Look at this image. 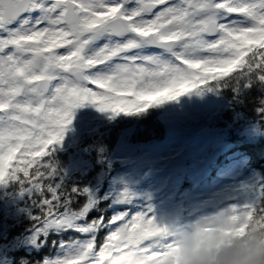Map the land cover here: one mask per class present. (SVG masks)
<instances>
[{
    "label": "snow or ice",
    "instance_id": "snow-or-ice-1",
    "mask_svg": "<svg viewBox=\"0 0 264 264\" xmlns=\"http://www.w3.org/2000/svg\"><path fill=\"white\" fill-rule=\"evenodd\" d=\"M220 11L247 24H221L215 15ZM148 46L171 58L135 55ZM257 78L264 82V3L0 0V187L16 184L32 200L38 212L31 216L34 238L54 228H74L86 237L51 264H108L130 248L143 250L147 264H181L170 227L146 213L101 216L77 227L96 202L88 189L66 188L47 158L62 143L74 110L86 102L100 112L133 114L189 90L171 91L155 102L139 98L181 85L209 91L232 87L238 93ZM259 192L264 199V186ZM121 195L118 203H125L128 193ZM78 197L87 199L74 210ZM221 216L226 224L217 228ZM254 220L264 224V203L212 215L202 231L231 236Z\"/></svg>",
    "mask_w": 264,
    "mask_h": 264
},
{
    "label": "trees",
    "instance_id": "trees-1",
    "mask_svg": "<svg viewBox=\"0 0 264 264\" xmlns=\"http://www.w3.org/2000/svg\"><path fill=\"white\" fill-rule=\"evenodd\" d=\"M220 71L223 70L216 72ZM178 90L189 91L139 113L100 112L88 102L74 110L62 143L47 160L54 164L66 188L88 189L96 202L77 227H85L101 216L107 220L124 212L146 213L162 225L163 200L170 196L178 207V227L233 206L264 203L259 192L264 186V82L257 78L251 87L242 84L238 93L232 87L209 91L208 87L189 89L185 85ZM170 94L171 91L156 98L141 97L139 102H155ZM31 99L35 103L37 98ZM246 124L253 128L252 134L242 132ZM210 132L213 135L207 136ZM121 147L128 152L117 153ZM174 154L186 156L181 176L172 178L165 168L150 184L130 188L126 202L118 204L117 195L123 186L115 181L129 174L133 165L144 164L143 158L155 165L171 161L165 156ZM193 159L197 166L191 169ZM206 159L209 160L204 165ZM226 171L229 175L224 174ZM151 191H159L158 197L149 199ZM86 199L78 197L74 210ZM207 204L208 209L203 211ZM37 214L32 200L20 194L18 185L0 187V264H44L46 260L51 264L86 242V237L74 228L49 229L34 238L31 216ZM103 236L100 233L101 239Z\"/></svg>",
    "mask_w": 264,
    "mask_h": 264
},
{
    "label": "clouds",
    "instance_id": "clouds-1",
    "mask_svg": "<svg viewBox=\"0 0 264 264\" xmlns=\"http://www.w3.org/2000/svg\"><path fill=\"white\" fill-rule=\"evenodd\" d=\"M208 217H198L191 226L170 227L181 264H264V224L254 220L247 229L231 236H223L219 231L209 235L202 231ZM225 224L226 217L221 216L215 227ZM108 264H147V261L143 250L130 248L110 258Z\"/></svg>",
    "mask_w": 264,
    "mask_h": 264
},
{
    "label": "rangeland",
    "instance_id": "rangeland-1",
    "mask_svg": "<svg viewBox=\"0 0 264 264\" xmlns=\"http://www.w3.org/2000/svg\"><path fill=\"white\" fill-rule=\"evenodd\" d=\"M215 15L217 16L218 22L221 24H227L229 21H233L235 23L238 24H247V21L245 20V18L242 17H229L227 16L226 13L220 11L215 13ZM227 17V18H226ZM130 55H132V53H130ZM135 55L141 56V57H156L159 56L161 59H170L171 58V54L170 53H166L163 51H159V50H153L151 48L148 47H141L139 49L135 50ZM194 71H198L199 69H193ZM219 70V69H218ZM217 71V70H215ZM106 74H112V73H106ZM185 85H181L179 86V89L181 87H183ZM90 87L93 88V90H99L96 89L95 85H90ZM174 90H178V89H173V90H166L164 92H159L156 93L154 95H150V96H146L148 98H156L157 96L170 92V91H174ZM50 98V97H48ZM189 107L185 108L187 115L191 114L190 110H188ZM188 110V111H187ZM241 125H244V122H240ZM242 132L244 134H249V133H253V128H249V125H245L244 126V130H242ZM213 135L212 132L207 133V136H211ZM194 146V142L192 143L191 147ZM124 148L121 147L117 153L119 154H124L127 153V150H123ZM148 150H150V148H148ZM170 150H175V148L171 147ZM179 157H185L183 155H177L175 156V154L171 157L165 156V159H169L171 158V161H166V163H160V164H151L146 158H143L144 160V164H141L139 162V164H135L132 166L131 171L129 174L125 175V176H121L119 178V181H115V183H120L123 187L121 189V194L128 192L130 190V188H132L133 186L139 184V183H151L153 181L156 180V175L161 172L163 169L166 168V172L167 174H170V176L172 178H174L175 176H181L184 171L185 168L183 167L182 163L176 165L175 164V160H177ZM209 159H206L204 161V165H207L208 162H206ZM184 164V163H183ZM197 166V160L193 159L192 160V164H190V168L193 169ZM225 175H229L228 171H226L224 173ZM229 183V182H226ZM119 194L117 195V200L119 201L120 199H122V195ZM159 191H151L149 199H153V197H158ZM158 199V198H156ZM119 205H122V203H118ZM166 206L169 207V211H166ZM209 204L205 205L203 211H206V209H208ZM162 225L164 226H169V227H178V223L180 220V216H179V211H178V207L174 205V203L172 202L171 196L169 198H165V200H163V214H162Z\"/></svg>",
    "mask_w": 264,
    "mask_h": 264
},
{
    "label": "water",
    "instance_id": "water-1",
    "mask_svg": "<svg viewBox=\"0 0 264 264\" xmlns=\"http://www.w3.org/2000/svg\"><path fill=\"white\" fill-rule=\"evenodd\" d=\"M149 48H151L153 50H159V51L165 52L162 48H158V47H155V46H149ZM184 162H185V159L182 158V157H180L177 160H175V164L176 165L181 164V163H184Z\"/></svg>",
    "mask_w": 264,
    "mask_h": 264
}]
</instances>
